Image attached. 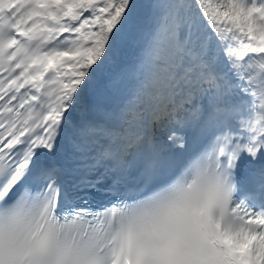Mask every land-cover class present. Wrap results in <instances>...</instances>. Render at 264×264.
Masks as SVG:
<instances>
[{"label":"snow or ice","instance_id":"snow-or-ice-1","mask_svg":"<svg viewBox=\"0 0 264 264\" xmlns=\"http://www.w3.org/2000/svg\"><path fill=\"white\" fill-rule=\"evenodd\" d=\"M0 264H264V0H0Z\"/></svg>","mask_w":264,"mask_h":264}]
</instances>
